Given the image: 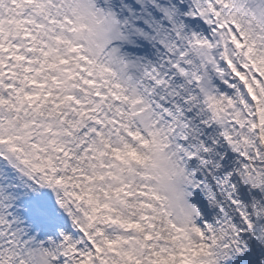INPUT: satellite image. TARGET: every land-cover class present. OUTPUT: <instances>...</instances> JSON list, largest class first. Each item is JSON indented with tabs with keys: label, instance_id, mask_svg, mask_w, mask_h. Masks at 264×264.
Wrapping results in <instances>:
<instances>
[{
	"label": "snow or ice",
	"instance_id": "1",
	"mask_svg": "<svg viewBox=\"0 0 264 264\" xmlns=\"http://www.w3.org/2000/svg\"><path fill=\"white\" fill-rule=\"evenodd\" d=\"M0 264H264V0H0Z\"/></svg>",
	"mask_w": 264,
	"mask_h": 264
}]
</instances>
